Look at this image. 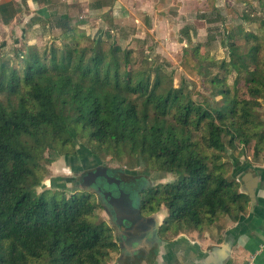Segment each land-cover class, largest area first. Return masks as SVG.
Here are the masks:
<instances>
[{"label":"trees","instance_id":"trees-1","mask_svg":"<svg viewBox=\"0 0 264 264\" xmlns=\"http://www.w3.org/2000/svg\"><path fill=\"white\" fill-rule=\"evenodd\" d=\"M69 23L53 17L49 26L61 34L42 48L25 43L20 54L0 47V264H105L116 250L111 228L90 221L98 206L90 190L62 188L50 197L35 190L44 165L76 156L78 138L99 161L175 176L147 182L135 196L148 213L166 209L164 229L175 235L244 215L250 198L227 177L222 157L239 148L264 161V20L260 41L241 27L226 30L227 59L215 64L235 78L231 85L225 77L209 80L219 105L174 88L152 60L134 65L133 51L111 33L89 38ZM202 48L190 55L198 75L207 57Z\"/></svg>","mask_w":264,"mask_h":264},{"label":"crops","instance_id":"crops-1","mask_svg":"<svg viewBox=\"0 0 264 264\" xmlns=\"http://www.w3.org/2000/svg\"><path fill=\"white\" fill-rule=\"evenodd\" d=\"M232 3L233 0H0V8L7 7L0 10V16H13L6 24L0 20V25L9 26L18 16H30L37 22L41 19L34 16H56L58 10H65L61 16H69L68 10L79 9L83 10L82 16H109L115 25L131 21L132 17L141 35L139 39L146 42L154 38L155 43L162 45L170 43L169 36L176 29H182L183 33L186 28V37L189 34L193 37L197 30L201 32L206 28L207 31L210 23L205 16H219L224 21V16L230 15L225 12V7ZM207 8L211 10L206 12ZM26 22L27 19L24 24ZM38 25L41 29L42 25L45 27V24ZM179 32L177 41H171L172 46L183 43ZM157 38H163V41ZM17 40L12 37L7 44H17ZM230 157V173L240 182L241 192L248 195L245 184L253 183L252 178L244 183L241 180L244 174L251 172L257 177L254 202L249 200L247 212L237 221L226 217L220 222L219 218L210 227L199 231L180 228L175 235L173 231L165 230V225L160 228L165 218L157 213L160 220L157 231L144 236L134 247L125 248L128 249L126 254L136 250L134 258L124 254L122 257L116 247L105 264H246L250 259L253 264H264V161L240 159L232 153Z\"/></svg>","mask_w":264,"mask_h":264},{"label":"rangeland","instance_id":"rangeland-1","mask_svg":"<svg viewBox=\"0 0 264 264\" xmlns=\"http://www.w3.org/2000/svg\"><path fill=\"white\" fill-rule=\"evenodd\" d=\"M208 10L211 9L207 8L205 11L207 12ZM56 12V16H34L41 19V21L39 20L37 22L34 21V19L31 20L30 16H18L15 22L9 26L4 27L3 25H0V47H2V50H5L4 48L9 46L7 45V42H10L12 37L16 40L18 39V42L17 44L12 42L11 46L17 49L20 54H24L25 52V43L27 45H35L39 48L48 45L53 37H59L61 34L60 29L49 26L53 17H62L60 15L62 14L61 12L65 14V10H58ZM225 12H229L231 16H224V21H221L219 16H205L207 20L209 18V21H211L207 27V31L206 28L204 31L201 30V32L197 30L196 35L193 37H191L190 34L186 37L185 34L182 33V29H176L174 31L175 33L172 32L169 36L170 43H175V41H177L176 34H178L179 31L184 40L182 44H176L173 46L166 42L165 44L158 45L153 41L154 38H150L153 40L147 39L146 42H143L145 39L142 40L138 38V36L141 35H139L138 28L136 29L132 17L130 18L131 21H122L120 24L117 23V25H115V23L109 19V16H82V14H84L83 10L79 9H70L67 13L69 14L68 18L70 19L69 26L73 29L74 34L84 32L89 38H96L100 35H104L105 32H109L114 37L113 39L118 41L121 48H129L133 51L134 65L139 66L143 59L152 60L155 66L162 68V71L172 78L171 82L174 88L183 86L189 91L191 99L196 102H202L204 99L208 98L216 105H219L221 99L219 96L213 95L215 90L211 87L209 80L215 76L219 78L225 77L227 83L231 85L235 78V73L228 74L219 68L218 65L223 58L227 57L225 49L227 39H225L224 34L226 33V30L241 27L244 32L253 33L258 37V41H260L263 31L259 23L260 20H264V1L233 0V3L230 6L226 5ZM248 18L251 22H248ZM25 19H27V24H24ZM29 24H31V26ZM38 24H45L46 29L44 30L45 27L43 25L42 29L39 28ZM157 39L158 41H163V38ZM238 41L242 42L241 37ZM253 42L254 41L251 43ZM197 45L203 47L201 52L207 56L202 63L203 69H201L202 74L200 75L194 70V66L197 64L196 60L193 57H190L191 50ZM184 51H186V54ZM9 53L13 58V52ZM13 60L14 64H16L17 61L15 59ZM262 112L263 114L261 116L263 120L264 103ZM71 151H75V157H68V159H66L61 155L52 159L50 164L44 165L42 182L35 188L37 193L44 191V194L47 197H50L54 193H58L62 188H66L65 190L67 194L69 191H80L85 188L84 190L86 191L90 190L98 205L99 201H97L98 199L95 196L96 191L94 190L96 189H94V185H101L106 176L102 174L101 176L98 175L96 183H93L94 185L92 183H85L81 179V176L86 171H94L96 167L110 170L118 169L114 175L126 180L129 177H138L140 179L142 176L150 185L176 181V177L173 175L162 174L159 172L152 173L141 167L129 169L126 160L118 162L109 160V158H103L99 161L97 160L98 158L92 156L90 152L92 151L91 145H88L84 138H78L75 140L74 147L71 148ZM231 153L240 159L243 158L247 160L249 158L251 160L249 156L246 157L244 154H240L239 148H232ZM230 158V153H227V155L222 157V161L225 163L226 170L229 173L227 177L232 178L230 173ZM138 197L135 198L137 200L135 204H138L139 207H141L142 204ZM158 213L164 215L165 219L167 218L166 209L162 208ZM225 218L226 216H222L219 221L223 222ZM90 221L93 224L104 222L105 225H107L109 223L108 215L101 209L100 205L97 206L95 214Z\"/></svg>","mask_w":264,"mask_h":264},{"label":"flooded vegetation","instance_id":"flooded-vegetation-1","mask_svg":"<svg viewBox=\"0 0 264 264\" xmlns=\"http://www.w3.org/2000/svg\"><path fill=\"white\" fill-rule=\"evenodd\" d=\"M101 174L106 176L104 182L98 186L94 185L98 179L97 176H101ZM81 179L85 183H94L98 205L108 215L107 226L112 230L113 239L117 243L120 255L122 257L123 254L133 255L134 258L136 250L126 254L128 249L125 248L134 247L136 243L141 242L144 236L154 234L157 231V224L160 222L157 213H148L143 206L139 207L138 204H135L137 202L136 193L144 184H147L146 179L141 176L140 179L129 177L126 180L108 173L105 168L97 167L94 171H86ZM162 223L160 228L165 225V219Z\"/></svg>","mask_w":264,"mask_h":264},{"label":"water","instance_id":"water-1","mask_svg":"<svg viewBox=\"0 0 264 264\" xmlns=\"http://www.w3.org/2000/svg\"><path fill=\"white\" fill-rule=\"evenodd\" d=\"M250 178L253 179V183H249L248 185L246 183L245 188H246V191H247V193L251 199L250 201H252V204H253V202H254L253 200L255 199V190H256V186H257V177L250 172V173L244 174V176L241 180L245 183L246 179H248V181H249Z\"/></svg>","mask_w":264,"mask_h":264},{"label":"built area","instance_id":"built-area-1","mask_svg":"<svg viewBox=\"0 0 264 264\" xmlns=\"http://www.w3.org/2000/svg\"><path fill=\"white\" fill-rule=\"evenodd\" d=\"M246 264H253V263H252V260H251V259L248 260Z\"/></svg>","mask_w":264,"mask_h":264}]
</instances>
